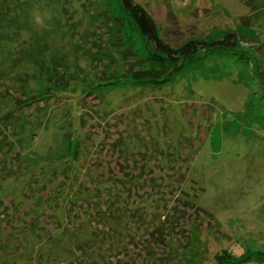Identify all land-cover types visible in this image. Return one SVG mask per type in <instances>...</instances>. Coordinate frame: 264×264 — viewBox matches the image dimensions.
Returning a JSON list of instances; mask_svg holds the SVG:
<instances>
[{
  "label": "rangeland",
  "instance_id": "1",
  "mask_svg": "<svg viewBox=\"0 0 264 264\" xmlns=\"http://www.w3.org/2000/svg\"><path fill=\"white\" fill-rule=\"evenodd\" d=\"M135 1L235 47L147 88L121 0H0V264H264V0ZM186 193L151 247L137 215Z\"/></svg>",
  "mask_w": 264,
  "mask_h": 264
},
{
  "label": "trees",
  "instance_id": "2",
  "mask_svg": "<svg viewBox=\"0 0 264 264\" xmlns=\"http://www.w3.org/2000/svg\"><path fill=\"white\" fill-rule=\"evenodd\" d=\"M121 5L139 33L149 42L151 47V58L157 63H160L159 66L155 68H142L133 71L132 79L135 85L147 88H160L170 81L171 76L182 68L184 62H187V60H190L188 62H192L193 59L199 55V51H204V53H208V55L215 54L221 56L235 47V37L232 31L227 32L216 40L206 41L205 39H189L182 44L174 46L160 36L156 20L142 4L135 0H121ZM161 65L164 66L163 69ZM165 65L167 68H165ZM177 197H179V195ZM184 198L185 200H180L179 198L175 199L178 206L175 205L172 208L168 207V209H165L164 218L159 219L158 217V221L155 220V215L153 216L154 218L137 215V221L143 220L141 226L145 229L146 238L148 237L147 241L151 242H149L152 245L151 247L163 244L166 233L170 234L173 228L179 227L177 226L180 220L178 216H182L185 211L183 209L179 210L180 203L186 207H190L192 206L191 203L194 202L188 197V194L187 197ZM196 207L198 210H202L203 213L208 214L201 207ZM148 219H150L149 223L146 221ZM193 227H196V225ZM133 228H135V226ZM188 229L191 230V227L188 226ZM145 241L146 240L142 241L144 243L143 247L147 244Z\"/></svg>",
  "mask_w": 264,
  "mask_h": 264
}]
</instances>
